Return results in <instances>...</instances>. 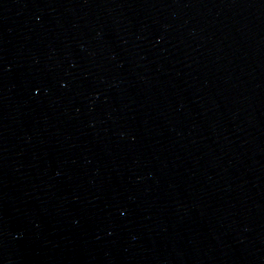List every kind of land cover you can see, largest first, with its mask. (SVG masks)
<instances>
[{"label":"water","instance_id":"obj_1","mask_svg":"<svg viewBox=\"0 0 264 264\" xmlns=\"http://www.w3.org/2000/svg\"><path fill=\"white\" fill-rule=\"evenodd\" d=\"M0 264H264V0H0Z\"/></svg>","mask_w":264,"mask_h":264}]
</instances>
